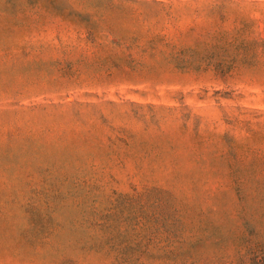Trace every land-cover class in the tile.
<instances>
[{
  "label": "rangeland",
  "instance_id": "1",
  "mask_svg": "<svg viewBox=\"0 0 264 264\" xmlns=\"http://www.w3.org/2000/svg\"><path fill=\"white\" fill-rule=\"evenodd\" d=\"M0 264H264V0H0Z\"/></svg>",
  "mask_w": 264,
  "mask_h": 264
}]
</instances>
